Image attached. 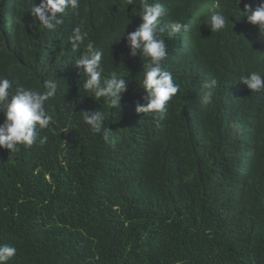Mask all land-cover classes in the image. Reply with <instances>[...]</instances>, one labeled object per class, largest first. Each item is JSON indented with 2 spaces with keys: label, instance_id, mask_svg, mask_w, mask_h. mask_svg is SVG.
Listing matches in <instances>:
<instances>
[{
  "label": "trees",
  "instance_id": "obj_1",
  "mask_svg": "<svg viewBox=\"0 0 264 264\" xmlns=\"http://www.w3.org/2000/svg\"><path fill=\"white\" fill-rule=\"evenodd\" d=\"M40 2L0 0V77L40 92L57 84L37 142L0 149V244L17 249L8 264H264V90L240 81L264 76V33L243 15L260 0H161L162 67L179 86L163 113L136 112L149 58L126 37L141 0H79L55 30L31 14ZM214 4L229 17L221 31L207 21ZM175 22L187 27L173 33ZM80 25L104 75L128 80L121 110L83 88L75 61L88 40L69 43ZM91 110L105 113L115 147L84 123Z\"/></svg>",
  "mask_w": 264,
  "mask_h": 264
},
{
  "label": "clouds",
  "instance_id": "obj_2",
  "mask_svg": "<svg viewBox=\"0 0 264 264\" xmlns=\"http://www.w3.org/2000/svg\"><path fill=\"white\" fill-rule=\"evenodd\" d=\"M241 0H238V7ZM78 9L79 0H41L38 6L32 8V15L46 29L55 30L63 21L57 18V13H64L66 8ZM219 5L214 4L208 11L207 21L211 31L223 30L229 21L222 12L218 11ZM240 11V9H239ZM167 12V8L161 0H141L140 18L142 23L139 27L127 34L126 40L130 48V54L137 56L138 53L149 58L144 65L142 89L146 92L147 103L136 107L137 113L154 112L163 113L167 102L179 90V86L173 82L172 74L162 67V61L167 56V46L159 33L160 19ZM241 12V11H240ZM243 15L247 22L258 27L259 34L264 33V0H260L253 9L250 4H245ZM172 32H180L186 28L180 22L171 26ZM88 40V32L83 25L73 29V35L69 38L71 47L76 50ZM104 52L88 40L85 51L75 61V67L82 68L85 80L83 88L93 96L95 100L104 98L112 108H119L120 94L126 90L128 82L116 72L105 76L102 59ZM250 91L264 90V76L257 72H251L242 76L240 80ZM216 82L212 81L209 88H214ZM46 91L40 92L21 85H15L8 78L0 77V112L4 114V120L0 123V149L7 150L9 154H15L20 145L32 146L38 140L37 129H46L52 122V117L45 110V102L56 95L57 84L55 81H44ZM213 92L204 94V102L212 103ZM82 118L94 134H101L107 144L115 147L117 138L113 131L105 127V113L99 110L82 111ZM45 138L39 142L44 143ZM17 253L15 246L0 244V264H8V261Z\"/></svg>",
  "mask_w": 264,
  "mask_h": 264
}]
</instances>
